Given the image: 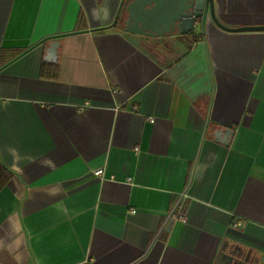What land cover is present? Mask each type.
Returning <instances> with one entry per match:
<instances>
[{
	"label": "crops",
	"instance_id": "1",
	"mask_svg": "<svg viewBox=\"0 0 264 264\" xmlns=\"http://www.w3.org/2000/svg\"><path fill=\"white\" fill-rule=\"evenodd\" d=\"M120 1L0 0V264H264V31Z\"/></svg>",
	"mask_w": 264,
	"mask_h": 264
},
{
	"label": "water",
	"instance_id": "2",
	"mask_svg": "<svg viewBox=\"0 0 264 264\" xmlns=\"http://www.w3.org/2000/svg\"><path fill=\"white\" fill-rule=\"evenodd\" d=\"M125 0L120 1V5L118 8V11L116 13V16L114 18V21L117 19L119 11L121 10V6L123 5ZM173 18H175V26L177 33H183L187 34L191 32L194 29V26L197 21H199V27L202 34L205 35L206 32V23L210 19L218 28L228 31V32H241V31H264V24L262 25H243V26H237V27H230L227 25H224L222 22L219 21L215 14V8H214V1L213 0H183L182 10L178 11L174 15L171 16L170 22L173 23ZM113 21V22H114ZM85 31V30H83ZM56 38L59 37V35L54 36H48L47 38ZM40 40L39 42L32 44L31 46L25 48L23 51L19 52L12 58H10L8 61H6L4 64L0 66V70H2L4 67L24 55L26 52L34 48L36 45L43 42L45 39ZM58 45V42H54L50 44V48L48 50V53L53 54L54 50L56 49V46ZM174 208L171 210V212L168 215L167 221L169 222L172 220V214H173Z\"/></svg>",
	"mask_w": 264,
	"mask_h": 264
},
{
	"label": "trees",
	"instance_id": "3",
	"mask_svg": "<svg viewBox=\"0 0 264 264\" xmlns=\"http://www.w3.org/2000/svg\"><path fill=\"white\" fill-rule=\"evenodd\" d=\"M22 49H11V50H5L1 49L0 50V65L3 64L8 57L13 56L14 54L18 53ZM7 54V55H6ZM10 177V172L7 171L4 167L0 165V186L4 184Z\"/></svg>",
	"mask_w": 264,
	"mask_h": 264
},
{
	"label": "built area",
	"instance_id": "4",
	"mask_svg": "<svg viewBox=\"0 0 264 264\" xmlns=\"http://www.w3.org/2000/svg\"><path fill=\"white\" fill-rule=\"evenodd\" d=\"M148 120L152 121L153 118L151 116H149L148 117ZM93 173L95 175H102L103 174V170L101 168H95L93 170ZM172 218L173 219H176V220H180L182 222H184L186 220V213L184 212V209H183V205L182 204L176 206V208L173 211Z\"/></svg>",
	"mask_w": 264,
	"mask_h": 264
}]
</instances>
